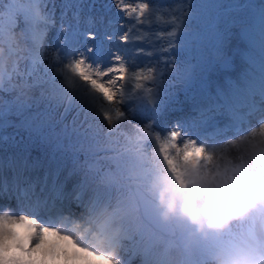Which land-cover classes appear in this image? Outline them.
Here are the masks:
<instances>
[{"label": "snow or ice", "instance_id": "6c2138e0", "mask_svg": "<svg viewBox=\"0 0 264 264\" xmlns=\"http://www.w3.org/2000/svg\"><path fill=\"white\" fill-rule=\"evenodd\" d=\"M151 2L152 0H149L148 3L139 5L140 16H143L144 11L148 9ZM49 3H53V10L47 9ZM54 7V0H0V45L6 48L7 56L15 53V46L22 37L29 45V58L32 62L43 63L42 50L47 31L54 26L52 21ZM62 7L65 10L76 9L77 11L73 13V17L77 21L79 20L80 0H64ZM129 7V5H125L122 11ZM193 7L196 6L194 5ZM131 11L135 12L136 8H131ZM179 12L181 16H185V19H187L185 10L180 9ZM64 14L62 13V16ZM237 23L243 27L245 21L241 18ZM105 36H107L109 41L114 39L112 34L98 33L92 37V45L81 51V46L87 44V36L79 30L78 24H70L67 27L61 24L56 36L57 47L49 58V67L55 66L59 69V72L56 75H47L42 83L37 82L31 85L32 87H42L41 101L44 102V108H38L36 112L26 116L25 126L30 133L34 134L41 142L53 146L54 151L63 150L66 147L76 148L79 146V148L93 155L99 151L107 152L111 150L115 152L114 156L109 157L116 164L115 172L109 171L101 175L99 169H94L92 165H89V171H94V175L91 177H100L109 185L117 184L120 178L125 176L126 172L130 175L135 170H138L143 179H147L159 172V165L162 163L167 167L168 172L175 174L177 180L181 182V187H183L181 176L189 172L185 165L193 160L197 167L202 166L204 168L206 175H224L231 179L233 191L239 186V182L244 179L245 175L255 172L258 176L250 177L241 192L234 195L222 193L213 201L211 220L212 223L220 225L226 218L243 212L251 202V196L260 190L257 180L264 178V121H258V128L255 130H252L249 123L247 135L242 134L245 131L244 128L237 127L235 129L234 135H239L240 140L238 142L234 141V143L243 145V149L235 164L231 163V161H228L225 165L215 162L214 149L213 151H206L205 140L199 135L194 138L187 124L177 122L171 130L165 128L163 136L159 132L154 134L156 128L155 120L162 111V101L159 94L162 90V85L167 83L163 73L161 74L160 84L156 85L155 93L148 99L141 97L143 117L146 121H151V123H147L145 127H138L136 135L129 137L123 145L113 147L111 141L102 142L91 126L88 128L83 126L69 127V125L63 123V116L60 119H56L55 112L61 103L59 94L65 90V80H60L59 83L57 81L66 72L71 74L72 80L68 81V84L73 87L74 91L76 90L74 88L75 80L84 82L86 92L88 89L91 90L85 97V107L88 105L94 106L97 95H102L103 101L107 102V104L111 105L113 103L117 95L114 87L118 81L124 79L127 69L123 63L118 66H110L112 60L119 62L124 57L123 54L111 55V49H108V53L105 54ZM120 39L127 40V34L121 35ZM223 39V33L217 30L213 36L211 49L204 60L205 64L211 65L214 60L222 59ZM260 41L258 74L252 76L250 80L246 79L243 87L235 88L230 96L224 98L223 104H214L201 109L198 120L194 121L191 127H195L197 123L207 124L213 120L214 114L219 113L222 109L231 114L237 125L244 119L240 114L241 108H248L249 115L254 114L256 111L264 114V108L257 109L256 102L253 99L254 96L258 95L261 103H264V11L261 12ZM172 43L171 40L168 41L169 47H172ZM93 49H95V52ZM140 51L143 52V49H140ZM5 60L6 56H0V66L4 64ZM169 63H172V61H169ZM132 67L135 68L137 66L132 65ZM148 71H152L151 66L148 67ZM165 71L170 74L168 79H171V74H175L178 79L189 78L191 75V69L186 65L181 66L178 64L170 70L165 67ZM112 73L118 75L110 77L107 80L106 87L98 84L100 78L109 76ZM5 78L11 80V75L7 69L0 67V80ZM137 78H140L139 73H137ZM4 90L2 85H0V92ZM25 107L26 105L21 102L5 101L0 103V128L3 127V118L7 113H10L15 108L17 113L20 114ZM68 110V108H65V113ZM102 114L109 123L112 122V115L109 110H103ZM116 115L123 117L124 112L117 109ZM73 123L75 125V121ZM109 135H111V130ZM66 141L67 146L65 144ZM147 141L158 145V150L153 152L151 160L146 156L143 147ZM47 183V178H45V186H47ZM88 184L89 176L86 175L85 184L81 186L79 194L76 195V200L83 201V192ZM133 184H135V181H131L126 185L129 198L119 201L111 215L103 220L90 217V220L99 227L101 233L104 232L107 226L111 225L115 217L121 214L128 215L140 212L141 208H143L145 215L150 213L151 202L140 191L139 185L133 188ZM43 191L44 189L42 188L41 192ZM6 195L10 199L15 196L18 201L31 200L35 197V202L29 214L16 216L4 212V214L0 215V264H31V261L35 259V254L44 248L46 237L49 233L69 241L72 247L78 249L79 252L86 253L88 256L98 257L99 260L106 261V264H111L106 257L84 246L83 242L74 239L68 232L61 231L55 221H53L51 214L56 212L60 215L63 222L75 223V221L63 214V193L57 186L55 179H53L48 195H37L35 185L24 181L20 174L11 179H6L2 171V165H0V200H3ZM137 197L140 198L139 203L137 202ZM225 197L227 198L225 199ZM99 199V194H97L95 198H90L84 206L95 210L99 204ZM185 210L187 211V208ZM0 211H3L2 206H0ZM192 215L195 218V213H192ZM38 222L44 227L37 228ZM17 224L25 227L29 233L23 248L18 246L22 253L28 254V261L23 256L11 260L8 256L10 244L15 240V233L10 226ZM139 235L140 241L134 242L132 254L134 256L137 254L143 255L147 264L149 257L152 255L153 244L151 240H145L142 232ZM29 243L34 244L30 249L27 247ZM171 243L169 241L168 246H171Z\"/></svg>", "mask_w": 264, "mask_h": 264}, {"label": "rangeland", "instance_id": "374dc122", "mask_svg": "<svg viewBox=\"0 0 264 264\" xmlns=\"http://www.w3.org/2000/svg\"><path fill=\"white\" fill-rule=\"evenodd\" d=\"M148 2L149 0H132V2L128 0H94L91 2V4H87L88 2L82 4L83 7L78 13V21L74 17H69V14H71L73 10L62 9L65 15L64 17H60L61 20L59 17H56L58 18L57 25H59L60 22L63 25L66 24L67 26L70 24H78L80 27L79 30L87 36V44L83 45L81 51H84L86 47H90L92 45L93 39L90 38V36H96L98 33H108L114 35V39L111 41L107 39V36L104 38L105 54L108 53V49H111V55L113 56L116 54H123V60L119 62L112 60L110 62V66H118L120 63H123L127 69L126 73L124 74V79L118 81L114 87V90L117 91V95L120 94L118 89H116L117 86L124 84L123 88H125L126 84L131 82L129 83L128 88H126V93L120 96L124 101L128 102H130L129 99L131 97H135V102H130L135 106L132 108L129 107V109H135L137 108L136 105L140 106L141 97L144 98V96L149 93L150 87L155 83H160L161 74L163 73L164 78L167 79V83L162 85V96L160 95V100L162 101V111L156 118L155 123L159 121L161 115H164L161 120L163 128L169 123H163V119L168 118L170 121L171 119L178 116H181L185 124L190 125L192 117L197 119L199 114L196 112V114L193 115V112H187L186 106L198 103L201 98H203V100H208V98L210 99V97L207 95L205 87L218 85L216 77L209 76L211 73L218 72L220 74H226V69H223L221 66L223 63L222 59H220V62L214 60L211 65L204 63V60L211 49L213 36L217 30H219L224 35L222 44L223 58L225 54L232 49L231 43L233 46L236 44L237 34L239 32V28L241 27L237 21L243 18L245 21L244 24L250 23L253 25V33L251 37L253 40H257V44L261 46L260 21L261 12L264 11V0H152L148 9L144 11L146 13L150 12L152 18L147 25L142 27V25L137 23L136 19L134 18H136V12L139 11V5L141 3ZM125 5H129L130 7L122 11V9L125 8ZM150 5H157V10L151 11ZM194 5L196 7H193ZM131 7L136 8V11L130 13ZM180 9L185 10L187 19H185V16L180 15ZM53 17L54 16L52 15V18ZM172 29L176 30V34L172 35L171 37L166 36L167 32ZM86 30H91L92 34H88ZM135 30L143 31L146 37L143 38L142 41H137L136 43H133L129 39H120L121 35L127 34L128 37ZM50 31H52V33L49 35L47 41L50 39L53 41L56 34H54V29ZM170 40L173 42L172 47H169L168 44V41ZM27 46L29 47L28 44ZM122 49H124L123 52ZM140 49H143V52H141ZM6 54L7 50L5 49L2 53H0V56H7ZM48 56L49 53L46 51V59L40 66L47 64ZM11 57L18 58L17 52L11 55ZM169 61H172V63H169ZM178 64L181 66L186 65L191 69L190 77L178 79L176 78L175 74H171V79H168L170 74L165 71V67L170 70L176 67ZM132 65H136L137 67L133 68ZM149 66L152 67L151 72L148 71ZM17 68L18 69L15 72L18 70H24L20 76L15 75L18 77V79H29L32 75V72L27 68L25 62L20 63ZM9 72H13V70H9ZM137 73H139V75H144V77L147 78L146 82L142 79H140L139 82H135L134 79L137 77ZM202 73L205 74L207 78L200 79L199 75ZM117 75L118 74L116 73H112L109 74V76L102 77L100 81L98 80V84L104 85L106 87L107 80L110 77H115ZM5 80L6 78L0 80V84ZM177 80L189 82L187 91L182 94L187 95L184 96L182 100L171 99L173 94L179 88V86H176L175 84ZM75 89L76 91L84 92V89L79 86H77ZM175 89L176 91H174ZM69 94H71V92H69ZM87 94L88 92L82 94L83 98L80 100V104L75 111V125H71L68 121L64 122L65 124L69 125V127H80L83 126L81 122L90 118L94 112H100L101 117H103V110H109L110 114L112 115L111 127L115 128L117 133V141L112 143L113 147L123 145L129 137H134L136 135V129L133 125L134 120L131 121L129 116L126 114L127 109L117 107L113 104H107L108 107H106V102L103 101V99L96 100L94 106L88 105L85 107V97ZM137 100L138 102H136ZM178 106H181L185 111L175 114L174 110ZM117 109L124 112L123 117L116 115ZM57 111H59V108L56 109L55 117L56 119H60L61 116ZM172 113L173 118H170L169 115H172ZM183 121L180 120V123ZM18 122L19 121H16L15 123ZM147 123H151V121H148L144 124L147 125ZM169 126L170 127L168 129L171 130V125ZM100 129L101 141L112 142L111 135H106L105 133L106 129H108V124L101 122ZM0 134L4 135L2 133ZM247 134L248 132L244 135ZM23 136L28 142H41L34 135H26L24 133ZM235 139H240V136L236 137ZM44 144V147L49 145L47 143ZM228 146L229 145L223 149L209 148L208 151H213L214 149V161L219 162L221 165H225L228 161H231V163L235 164L243 149V145L235 144V146L230 149H228ZM155 150H158V145H154L153 150L151 148H144L145 154L149 160H151ZM51 153H54V155L51 156ZM101 154L103 155V158L108 159L109 157L115 155L111 150L107 152L101 151ZM49 157L50 159H56L57 154L53 151H49ZM110 161L114 164V170H107V172H115L116 164L112 160ZM54 164V169L56 171L59 170L61 173L65 172L62 170L61 165L57 161ZM90 165H92L94 169H97V161H91ZM209 167H211V165H209ZM92 173L94 175V171H92ZM79 176L80 175L77 176L78 180L74 178V183L79 184L78 187L81 186L80 183L85 180L83 175L82 179ZM42 178H47V176L44 175ZM50 178L57 180V178L52 175ZM58 180H62L61 175ZM54 249V252H47L43 248L40 252L35 254V259L33 260L34 262L31 261V264H69V262H72L73 264H82L86 263L85 258H88L89 261L91 260L90 264H100L98 257L95 256L87 255L86 257H83L80 253L71 249H57L55 246ZM16 252H19L20 255H26V258H29L27 254L22 253L19 247L14 248L13 244L11 243L8 252L10 260L14 258Z\"/></svg>", "mask_w": 264, "mask_h": 264}, {"label": "clouds", "instance_id": "9594fccd", "mask_svg": "<svg viewBox=\"0 0 264 264\" xmlns=\"http://www.w3.org/2000/svg\"><path fill=\"white\" fill-rule=\"evenodd\" d=\"M3 49H0V53ZM189 172L182 174L181 182L167 171L162 163L159 172L143 179L138 170L125 173L117 184L109 185L100 177H89L92 198L99 194L95 210L84 207L73 221L63 222L53 212L52 219L63 232H68L84 246L107 258L111 264H125V257L132 253L134 242L151 240L152 255L147 264H264V178L257 184L260 190L251 196L247 208L216 225L212 223L213 201L222 193L236 194L244 189L250 172L233 191L232 182L224 175H206L194 160L185 165ZM135 181L140 191L151 202V211L121 214L113 219L103 233L90 220H100L111 215L119 201L127 200L126 185ZM227 197H225L226 199ZM139 203V197L136 198ZM187 208V211L185 210ZM195 213V218L192 215ZM44 225L37 223V228ZM171 241V246L168 242ZM23 248V243L19 245ZM138 264H146L143 255H135ZM100 264L106 261L99 260Z\"/></svg>", "mask_w": 264, "mask_h": 264}, {"label": "bare ground", "instance_id": "6f19581e", "mask_svg": "<svg viewBox=\"0 0 264 264\" xmlns=\"http://www.w3.org/2000/svg\"><path fill=\"white\" fill-rule=\"evenodd\" d=\"M242 45V44H241ZM234 56H236L237 58H239V59H241V56H240V53H239V51L237 50V48H234V51L232 52V55H231V57H230V59H234ZM245 58H249V56L248 55H245ZM228 62V61H227ZM226 62V63H227ZM245 65H247V64H245ZM246 68H247V73H246V76H247V79L248 80H250V79H252V76H254V75H256V74H258V71H259V63H257V65H256V67L255 66H253L252 64H249V66L247 67L246 66ZM241 84H233L230 88H236L237 86H240ZM206 105H207V102H204V101H202L201 100V102H200V107H201V109H204L205 107H206ZM256 107H257V109H259V105H257L256 104ZM244 111L245 112H247V113H249V109L248 108H244ZM256 113H261V112H259V111H256L254 114H252V115H249V116H254ZM259 119L260 120H264V116L263 115H261L260 117H259ZM189 131L193 134L194 133V129L192 128V127H190L189 128ZM204 140H206V141H210V139L209 138H206L205 136H203L202 137ZM233 146H235V144H230L229 145V149L231 148V147H233ZM57 173L58 172H54L53 174H52V176H54L55 178H57V180L60 178V174L58 173V175H57ZM14 196L10 199L7 195L5 196V198L3 199V200H0V206H2V208H7V207H12V208H14L13 207V203H14ZM0 214H1V212H0ZM4 214V213H3ZM85 254L86 253H82V255L83 256H85ZM20 258V257H19Z\"/></svg>", "mask_w": 264, "mask_h": 264}, {"label": "trees", "instance_id": "16d2710c", "mask_svg": "<svg viewBox=\"0 0 264 264\" xmlns=\"http://www.w3.org/2000/svg\"><path fill=\"white\" fill-rule=\"evenodd\" d=\"M25 100H27V99L24 98V100L22 101V103L26 105ZM5 101H14V102H17V98L15 97V94L13 92L2 91V92H0V103H3ZM27 103L29 104V101L28 100H27Z\"/></svg>", "mask_w": 264, "mask_h": 264}, {"label": "water", "instance_id": "95a60500", "mask_svg": "<svg viewBox=\"0 0 264 264\" xmlns=\"http://www.w3.org/2000/svg\"><path fill=\"white\" fill-rule=\"evenodd\" d=\"M249 31H250V25H247L245 27L242 28V37L243 38H247L248 35H249ZM154 89V92L156 91V87L153 88Z\"/></svg>", "mask_w": 264, "mask_h": 264}]
</instances>
